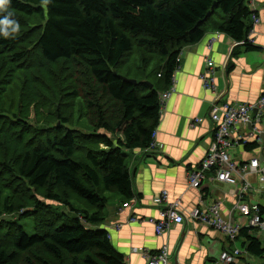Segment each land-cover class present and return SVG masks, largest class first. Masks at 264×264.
<instances>
[{"label":"trees","instance_id":"1","mask_svg":"<svg viewBox=\"0 0 264 264\" xmlns=\"http://www.w3.org/2000/svg\"><path fill=\"white\" fill-rule=\"evenodd\" d=\"M8 12L20 27L0 35L1 92L27 101L21 114L0 111V264H126L108 230L93 228L106 219V194L139 199L128 152L153 154L161 93L183 50L212 32L258 49L248 22L257 13L246 0H10L0 17ZM28 103L52 107L45 124L32 123ZM14 214L34 217L36 233L5 219ZM256 229L232 241L240 255L230 264H264Z\"/></svg>","mask_w":264,"mask_h":264},{"label":"crops","instance_id":"2","mask_svg":"<svg viewBox=\"0 0 264 264\" xmlns=\"http://www.w3.org/2000/svg\"><path fill=\"white\" fill-rule=\"evenodd\" d=\"M246 3L260 19L257 24L253 18L248 20L255 24L258 49L248 51L226 34L212 32L183 50L174 77V92L166 101L157 127L159 148L149 157L140 150L128 152L134 193L140 201L132 203L130 200L132 207L123 208L129 200L112 194L114 202H108L104 223L93 227L108 230L112 244L124 256L126 264H146L147 256L164 245L168 248L169 264H224L220 255L224 250L234 248L220 231L194 221L192 217L196 209L208 212L214 208L224 219L238 224L241 218L234 211L238 202L232 193L234 187L204 181L200 189H195L188 182V173L199 167L213 143L215 126L211 115L214 105L226 101L254 102L264 91V0H246ZM209 59L217 70L216 92L206 90L202 82ZM263 147L254 151L232 148L230 153L235 161L261 160ZM247 179L255 189L246 200L264 206L261 174L248 175ZM163 192L167 197L160 205L158 200ZM172 204H178L177 209L186 220L174 224L166 234L158 235L151 220L158 221L160 211ZM133 218L136 220L132 221ZM256 230L250 234L256 236ZM256 237L264 245V232L259 231ZM240 243L241 240L235 245ZM246 258L242 259L246 264L262 263L261 259H249L248 263Z\"/></svg>","mask_w":264,"mask_h":264},{"label":"built area","instance_id":"3","mask_svg":"<svg viewBox=\"0 0 264 264\" xmlns=\"http://www.w3.org/2000/svg\"><path fill=\"white\" fill-rule=\"evenodd\" d=\"M259 20L254 17L255 24L259 23ZM249 39L255 43L254 30ZM206 64V71L202 75L204 88L216 92L214 87L217 71L215 64L210 59L207 60ZM173 86L161 94L160 101L163 109L168 98L166 94L170 93ZM259 98L258 101L250 103L234 104L226 101L214 105V111L211 115V120L215 126L213 143L199 167L188 173V182L195 189H200L204 181L227 183L234 187L232 193L238 199L234 209L245 220L243 222L245 227H242L240 223L233 224L224 219L221 212L214 211V208L208 212L196 209L192 214L194 221L202 222L220 231L230 238V242L235 241L244 228L257 227L264 231V221L260 216V202H253L251 199L250 202L246 200V197L255 189L247 179L248 175L261 174V181L264 182V161L259 158H251L247 162H236L233 161L230 153L232 148L244 147L251 143H257L259 146L264 145V140L260 138V135L264 134V91ZM158 145L157 132H155L154 142L151 145L152 151L157 150ZM209 173L211 176L208 175ZM261 191L264 192V190ZM166 197L167 193L162 194L158 200L160 205L166 200ZM137 201L134 199L132 203H137ZM132 203L126 202L123 208L132 207ZM177 205H168L167 208L160 211L158 221L151 220L155 224L158 235L166 234L174 224H182L186 220L183 214L178 211ZM135 218L132 221L136 220ZM239 255L240 250L226 251L221 254V259L227 264L236 263ZM167 262H169V253L167 245H164L156 253L147 256L146 264H166Z\"/></svg>","mask_w":264,"mask_h":264},{"label":"rangeland","instance_id":"4","mask_svg":"<svg viewBox=\"0 0 264 264\" xmlns=\"http://www.w3.org/2000/svg\"><path fill=\"white\" fill-rule=\"evenodd\" d=\"M253 30L255 31V29H253ZM208 47H209L210 50L212 49L211 43L209 44ZM216 73H217V71H216ZM204 85L205 84H203V86ZM214 87H215V89L217 91L216 85ZM210 91H212V90H210ZM173 92H174V89L170 90V93H167L166 94L167 97H168V98L166 97L167 100L170 99V97H171V95H172ZM5 93L8 94V93H11V91H6ZM259 99L260 98H258L256 101H258ZM25 100H26V98L24 99L20 95L14 97V98L11 97V96L9 97L8 95H6V96L3 95L2 96L1 87H0V111H1V109H4V110L7 109L8 111H10L12 113L21 114L22 111L24 110V107L23 106L25 104ZM14 101H15V104L13 105ZM233 103L236 104V103H240V102H233ZM10 106L11 107H15L16 109L15 110H10L9 109ZM28 106H30V103H28ZM51 108L52 107L49 106V107H45L43 109H39V108H36L35 106H30L28 108V113H29V117L28 118L31 119L32 123H35V120H36V122H39L41 124H45V122L47 121V119H49V117H50V113H51V110H52ZM162 112H163V109H162ZM76 127H78V126H76ZM78 128H81L84 131H91V127L89 126V124L87 123L86 120H82L81 123L79 124V127ZM260 138H262V140H264V134L263 135H260ZM208 152H207V154H208ZM2 156H5V154L2 155ZM233 161H235V160H233ZM236 162H238V161H236ZM12 186H14V185H12ZM165 193L166 192H163V194H165ZM112 194H114V193H107L106 194V196L109 199V203H113L114 202V198L115 197ZM46 202L48 204H52L55 211H58L60 213H64L65 212V213H69L70 215H72V211H70L68 207L62 206V205H58L56 203L49 202V201H46ZM234 211H235V209H234ZM239 217L241 218L240 215H239ZM5 219L8 220V221H17L21 226H23L25 228L26 232L28 234H30V235H33V234L36 233V231H35V219L32 216H21L20 214H14L12 216H5ZM241 220H242V218L240 219V222L239 223L241 224L242 227H245V225L243 223L244 221H241ZM68 223L70 224L71 222H68ZM255 235L258 236L259 235V231L256 230ZM232 244H234V243H232ZM231 251H234V250H231ZM220 261L223 262L222 259H221V255H220ZM242 263L244 264L243 261H242ZM166 264H169V262H167Z\"/></svg>","mask_w":264,"mask_h":264},{"label":"clouds","instance_id":"5","mask_svg":"<svg viewBox=\"0 0 264 264\" xmlns=\"http://www.w3.org/2000/svg\"><path fill=\"white\" fill-rule=\"evenodd\" d=\"M9 2L10 0H0V12L6 10V6ZM11 16L12 13L8 12L6 15L0 17V35L4 37L17 33L20 27L16 20L10 18Z\"/></svg>","mask_w":264,"mask_h":264},{"label":"water","instance_id":"6","mask_svg":"<svg viewBox=\"0 0 264 264\" xmlns=\"http://www.w3.org/2000/svg\"><path fill=\"white\" fill-rule=\"evenodd\" d=\"M261 161H264V155L263 154L261 155Z\"/></svg>","mask_w":264,"mask_h":264},{"label":"bare ground","instance_id":"7","mask_svg":"<svg viewBox=\"0 0 264 264\" xmlns=\"http://www.w3.org/2000/svg\"><path fill=\"white\" fill-rule=\"evenodd\" d=\"M236 246V245H235ZM230 247V246H229ZM168 260V259H167Z\"/></svg>","mask_w":264,"mask_h":264}]
</instances>
